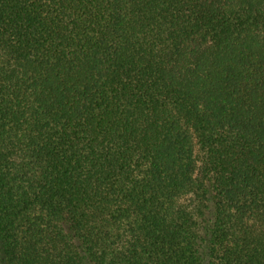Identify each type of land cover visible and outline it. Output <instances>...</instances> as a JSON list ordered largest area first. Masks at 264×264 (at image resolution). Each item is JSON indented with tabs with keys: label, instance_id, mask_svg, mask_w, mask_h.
<instances>
[{
	"label": "trees",
	"instance_id": "trees-1",
	"mask_svg": "<svg viewBox=\"0 0 264 264\" xmlns=\"http://www.w3.org/2000/svg\"><path fill=\"white\" fill-rule=\"evenodd\" d=\"M0 264H264V0H0Z\"/></svg>",
	"mask_w": 264,
	"mask_h": 264
}]
</instances>
